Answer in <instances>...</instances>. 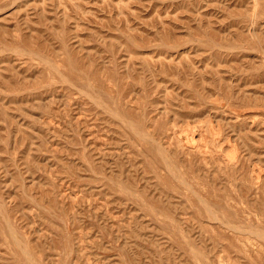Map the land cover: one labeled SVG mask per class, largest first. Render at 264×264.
Listing matches in <instances>:
<instances>
[{
	"label": "rangeland",
	"instance_id": "1",
	"mask_svg": "<svg viewBox=\"0 0 264 264\" xmlns=\"http://www.w3.org/2000/svg\"><path fill=\"white\" fill-rule=\"evenodd\" d=\"M0 264H264V0H0Z\"/></svg>",
	"mask_w": 264,
	"mask_h": 264
}]
</instances>
